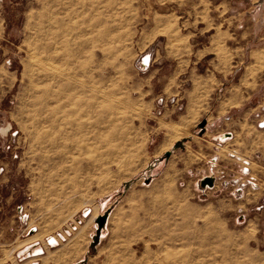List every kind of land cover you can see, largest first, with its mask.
Here are the masks:
<instances>
[{
  "label": "rangeland",
  "instance_id": "obj_1",
  "mask_svg": "<svg viewBox=\"0 0 264 264\" xmlns=\"http://www.w3.org/2000/svg\"><path fill=\"white\" fill-rule=\"evenodd\" d=\"M0 264H264V0H0Z\"/></svg>",
  "mask_w": 264,
  "mask_h": 264
},
{
  "label": "water",
  "instance_id": "obj_2",
  "mask_svg": "<svg viewBox=\"0 0 264 264\" xmlns=\"http://www.w3.org/2000/svg\"><path fill=\"white\" fill-rule=\"evenodd\" d=\"M205 183H207L208 185H212V179L210 177H206L201 181L202 185H204Z\"/></svg>",
  "mask_w": 264,
  "mask_h": 264
},
{
  "label": "bare ground",
  "instance_id": "obj_3",
  "mask_svg": "<svg viewBox=\"0 0 264 264\" xmlns=\"http://www.w3.org/2000/svg\"><path fill=\"white\" fill-rule=\"evenodd\" d=\"M81 80V79H80Z\"/></svg>",
  "mask_w": 264,
  "mask_h": 264
}]
</instances>
